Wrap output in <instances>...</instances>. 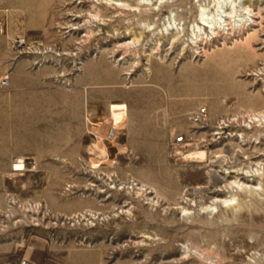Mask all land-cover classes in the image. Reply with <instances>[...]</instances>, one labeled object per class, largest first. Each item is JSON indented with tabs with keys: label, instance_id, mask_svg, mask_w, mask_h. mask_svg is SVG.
I'll list each match as a JSON object with an SVG mask.
<instances>
[{
	"label": "rangeland",
	"instance_id": "rangeland-1",
	"mask_svg": "<svg viewBox=\"0 0 264 264\" xmlns=\"http://www.w3.org/2000/svg\"><path fill=\"white\" fill-rule=\"evenodd\" d=\"M26 5L5 60L48 64L61 82L89 62L108 86L186 110L129 135L98 126L124 123L112 103L86 121L78 152L12 153L0 165V264H264V0Z\"/></svg>",
	"mask_w": 264,
	"mask_h": 264
},
{
	"label": "crops",
	"instance_id": "crops-1",
	"mask_svg": "<svg viewBox=\"0 0 264 264\" xmlns=\"http://www.w3.org/2000/svg\"><path fill=\"white\" fill-rule=\"evenodd\" d=\"M26 3L27 0H0V18L7 31V38L0 36L3 48L15 32L14 27L25 25ZM21 16L23 23H20ZM17 18L19 22L15 25L12 22ZM10 56L11 52L5 48L0 50L3 59L0 72L9 71V88L0 90V156H3L0 165L3 170L10 169L12 153H55L61 152L59 147L70 148L66 150L70 153L78 152L76 148L89 145L85 136L86 121L98 122L112 103L125 104L124 123L117 117L112 122L104 119L98 126L107 121V128L120 125L117 127L126 129L129 135L154 129L155 119L186 110L180 101L173 110L171 101L148 100L145 88L125 89L117 83L108 86L106 69L92 72L89 62H84L78 72L61 82L57 69L48 64H38L33 69L24 59L5 60ZM157 128L161 130L163 125L157 124Z\"/></svg>",
	"mask_w": 264,
	"mask_h": 264
},
{
	"label": "built area",
	"instance_id": "built-area-1",
	"mask_svg": "<svg viewBox=\"0 0 264 264\" xmlns=\"http://www.w3.org/2000/svg\"><path fill=\"white\" fill-rule=\"evenodd\" d=\"M14 44H15L16 46H19V47L27 46V44H26V40H25L24 37H16V38L14 39ZM7 84H8V78H7V76L4 75L3 77H0V87H5ZM202 111H204V108H200V109L197 111V113H196V114H197L196 118H197L198 116H200V113H201ZM182 138H183V136L180 135V134L177 135V136L175 137L176 140H181ZM21 264H27V262H26V261H23Z\"/></svg>",
	"mask_w": 264,
	"mask_h": 264
},
{
	"label": "bare ground",
	"instance_id": "bare-ground-1",
	"mask_svg": "<svg viewBox=\"0 0 264 264\" xmlns=\"http://www.w3.org/2000/svg\"><path fill=\"white\" fill-rule=\"evenodd\" d=\"M112 121H113V120H112ZM112 121H110V122H112ZM114 121H115V120H114ZM116 126H117V125H116ZM119 126H120V125H119ZM105 127L107 128V124H106V122L102 123L100 128H105ZM112 127H114V126H112ZM100 128H99V129H100ZM99 129H98V130H99ZM200 154L202 155V153H200ZM21 161H22L21 158H19V159H17V160L15 161V165H14V166H15V167H14L15 169H21V168H22L23 164H22Z\"/></svg>",
	"mask_w": 264,
	"mask_h": 264
}]
</instances>
